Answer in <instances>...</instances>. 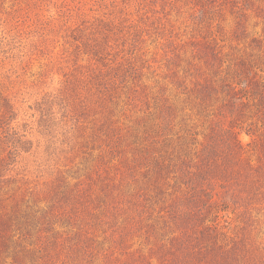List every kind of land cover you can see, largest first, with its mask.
I'll list each match as a JSON object with an SVG mask.
<instances>
[{
	"label": "rangeland",
	"instance_id": "1",
	"mask_svg": "<svg viewBox=\"0 0 264 264\" xmlns=\"http://www.w3.org/2000/svg\"><path fill=\"white\" fill-rule=\"evenodd\" d=\"M242 1L235 26L214 0H0V264H264Z\"/></svg>",
	"mask_w": 264,
	"mask_h": 264
},
{
	"label": "trees",
	"instance_id": "2",
	"mask_svg": "<svg viewBox=\"0 0 264 264\" xmlns=\"http://www.w3.org/2000/svg\"><path fill=\"white\" fill-rule=\"evenodd\" d=\"M213 8L206 7L205 14L208 17V19H211L212 17H217L221 22H224L226 19L224 18L225 15H229L231 17L230 23L236 26L238 25V22L235 20V18H239L240 10L248 8L247 5L244 4L242 0H214ZM246 7V8H245ZM220 24V23H218ZM240 28L241 31H244V27L242 29V26H239L236 28V31ZM235 31V33H236ZM199 73L197 72V78ZM235 77L231 73V78Z\"/></svg>",
	"mask_w": 264,
	"mask_h": 264
}]
</instances>
